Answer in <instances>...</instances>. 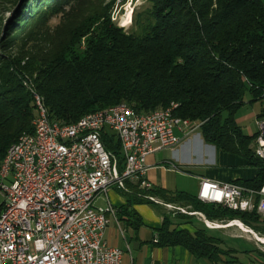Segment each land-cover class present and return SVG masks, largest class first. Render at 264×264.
Segmentation results:
<instances>
[{
  "label": "trees",
  "instance_id": "trees-1",
  "mask_svg": "<svg viewBox=\"0 0 264 264\" xmlns=\"http://www.w3.org/2000/svg\"><path fill=\"white\" fill-rule=\"evenodd\" d=\"M39 1L47 7L64 0ZM149 1L153 9L145 11L130 33L112 21L106 8L89 9L64 19L47 50H22L16 56L0 52V169L9 148L34 131L37 92L51 117L61 123L120 103L137 113L176 105L177 115L202 122L205 141L242 155L257 169L253 180L235 183L261 190L264 161L251 147L257 135L244 133L237 112L246 103L264 99V0ZM31 12L29 5L22 6L10 27L22 30L32 21ZM259 117H264V110ZM113 149L122 164L119 146ZM126 185L127 190L117 191L127 200L119 208L120 217L138 215L136 204L159 210L161 204L148 198L153 196L191 207L210 220H241L264 235V228H259L264 225V215L257 210L259 194L252 210L240 211L202 202L184 191L146 190L130 181ZM163 215L158 245L183 246L214 264L240 260L239 251L209 228H180L182 222L170 213ZM177 217L190 223L193 215L178 212Z\"/></svg>",
  "mask_w": 264,
  "mask_h": 264
},
{
  "label": "built area",
  "instance_id": "built-area-1",
  "mask_svg": "<svg viewBox=\"0 0 264 264\" xmlns=\"http://www.w3.org/2000/svg\"><path fill=\"white\" fill-rule=\"evenodd\" d=\"M35 103L42 118H35L28 140L10 148L9 162L0 169V264H122V250L105 241L116 210L111 202L97 205L98 197L127 190V181L153 189L146 178L148 156L174 149L182 139L177 131L190 136L202 122L177 115L173 105L170 115H147L120 103L103 118L61 123L39 93ZM258 125L255 154L264 161V117ZM253 194L235 182L202 179L197 198L246 211L255 207ZM259 194L257 210L264 213V185Z\"/></svg>",
  "mask_w": 264,
  "mask_h": 264
},
{
  "label": "crops",
  "instance_id": "crops-1",
  "mask_svg": "<svg viewBox=\"0 0 264 264\" xmlns=\"http://www.w3.org/2000/svg\"><path fill=\"white\" fill-rule=\"evenodd\" d=\"M247 104L254 105V103L245 105ZM245 105L237 112V122L242 126L245 134L258 135V121L261 119L259 114L263 112L264 104L262 103L258 110L248 115H240L239 112ZM247 118H252L254 121L252 126L244 125ZM177 133L182 136V139L174 149L158 150L147 158L146 178L154 188H164L174 192L184 191L197 196L202 179L222 183L250 181L257 176V169L249 165L242 155L224 151L213 143L205 141L200 129L187 137H183L179 131ZM251 147L255 149L256 139L252 141ZM248 189L253 191L255 202L259 191ZM259 195L262 197L261 194ZM100 198L106 200L105 206L111 202L116 210V218L112 217L106 230L105 241L122 250V264H214L206 257L194 256L183 246H160L156 243L158 228L162 226L164 219L163 208L158 210L149 204H136L134 209L138 215L120 217L119 208L126 204L125 197L112 191L108 195H100L97 201ZM160 210H163V213L159 212ZM194 219L191 218L190 223H185L187 219H180L179 222H182L180 228L195 230L200 223L199 220ZM231 221L242 222L238 219ZM219 264L258 263L240 258L238 262L223 261Z\"/></svg>",
  "mask_w": 264,
  "mask_h": 264
},
{
  "label": "rangeland",
  "instance_id": "rangeland-1",
  "mask_svg": "<svg viewBox=\"0 0 264 264\" xmlns=\"http://www.w3.org/2000/svg\"><path fill=\"white\" fill-rule=\"evenodd\" d=\"M27 5L32 8V12L28 14L32 17V21L29 20L30 22H28L27 20L26 22L28 23L22 30H17L15 27L11 28L10 25L15 22L16 13L21 10L22 6L25 7ZM152 7L153 4L149 0H64L62 4H51L47 7H43L41 1L38 2V0H0V52L16 56L18 52L20 53L22 50H24L26 54L28 52H36L40 49L47 50L52 46L53 38H56L57 34L60 33L64 19L66 21L68 19L72 20V18L75 17V15H73L74 12L78 14L83 10L89 9L103 10L106 8L112 21L117 26L124 28L127 33H130L137 29L136 21L140 19V17H144L145 11L153 9ZM11 35H16V38H14L12 42H6ZM27 60L28 57L26 56L22 64ZM1 62L2 59L0 58V64H2ZM249 97L250 94H247L246 98L248 99ZM262 103L264 104V99L262 101H255L253 106L247 104L239 113L240 115H248L250 112L258 110L262 106ZM253 124L254 121L252 118H247L246 122H244V125L247 126H252ZM11 182V178L6 180L8 185H10ZM155 199L160 201L159 204H161V207H159V209L163 208L164 213H170L172 218L178 222L180 220L177 217L178 212L182 213L179 208L187 211V213L184 214L193 215L194 212H198L193 211L191 207L183 206L178 203H167L157 197H155ZM1 200H3V197L0 194V201ZM105 204L106 200L101 198L97 201V205L105 206ZM165 204H171L172 207H167ZM159 212L163 213V210ZM261 214L264 215V213ZM192 218H195L194 220H199V228H209L212 234L223 238L227 246L235 248L238 251H249L247 253H240V258L246 261H254L258 264H263L261 261H264V241L255 237L256 234L260 238H264L261 231L251 228L250 226L247 227L243 222L241 223L250 229V231L252 230L251 232L255 233L254 235L236 226L215 227V224H213V222H216L221 225H227L230 222V220L227 219L210 220L207 218L212 223L207 224L199 215H193ZM260 226L259 228H264V225Z\"/></svg>",
  "mask_w": 264,
  "mask_h": 264
},
{
  "label": "bare ground",
  "instance_id": "bare-ground-1",
  "mask_svg": "<svg viewBox=\"0 0 264 264\" xmlns=\"http://www.w3.org/2000/svg\"><path fill=\"white\" fill-rule=\"evenodd\" d=\"M34 98H35L34 101H36L37 100V93L36 92H34ZM36 106H37V111H38V114H37V117L36 118H42V111H40V103H36ZM173 107H176V105H173ZM116 109H120V104H118L116 106H112V107L106 108V109H101V110H98V111L93 112V113L86 114L85 116H92L93 118H103L105 116H108L109 113H112ZM146 114L147 115H170L171 114V107H169L167 109H163V110H156V111H153V112H150V113H146ZM34 126H35V121H34ZM28 139H29V134H25L15 144H13L10 148H13L15 146H18L19 144H21V142H25ZM10 148H9V150H8V152H7L4 160H3V163L1 165L7 164L9 162V158H10ZM209 224H212V223L209 221ZM231 225L238 226L243 231H249L250 233H252L251 232L252 230L250 231V229H248L247 227H245L242 223H240L238 221H231L227 225H221L220 224V225H216V226L228 227V226H231ZM252 234L254 235L255 233H252ZM255 237H257L260 240L264 241V238L263 237L260 238L256 234H255Z\"/></svg>",
  "mask_w": 264,
  "mask_h": 264
}]
</instances>
